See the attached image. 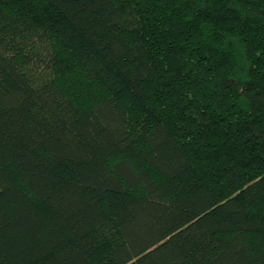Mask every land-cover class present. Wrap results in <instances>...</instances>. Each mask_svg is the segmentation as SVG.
Returning <instances> with one entry per match:
<instances>
[{"label": "trees", "instance_id": "trees-1", "mask_svg": "<svg viewBox=\"0 0 264 264\" xmlns=\"http://www.w3.org/2000/svg\"><path fill=\"white\" fill-rule=\"evenodd\" d=\"M0 264H264V0H0Z\"/></svg>", "mask_w": 264, "mask_h": 264}]
</instances>
